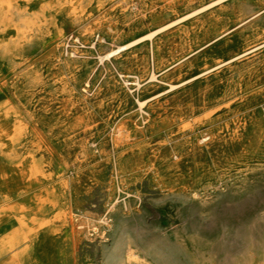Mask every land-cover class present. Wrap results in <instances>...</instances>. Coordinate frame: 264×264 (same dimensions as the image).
Returning <instances> with one entry per match:
<instances>
[{
	"label": "rangeland",
	"instance_id": "rangeland-1",
	"mask_svg": "<svg viewBox=\"0 0 264 264\" xmlns=\"http://www.w3.org/2000/svg\"><path fill=\"white\" fill-rule=\"evenodd\" d=\"M47 2L0 103L43 141L59 264H263L264 0Z\"/></svg>",
	"mask_w": 264,
	"mask_h": 264
},
{
	"label": "bare ground",
	"instance_id": "bare-ground-1",
	"mask_svg": "<svg viewBox=\"0 0 264 264\" xmlns=\"http://www.w3.org/2000/svg\"><path fill=\"white\" fill-rule=\"evenodd\" d=\"M47 1L41 0L37 4L38 10L32 12L35 6L31 3L34 0H0V99L4 96L2 63L5 60L11 61L15 51L30 42L35 27L43 28L42 17L45 10L50 8ZM57 1L62 3L63 0ZM73 1L66 0L71 4ZM84 1L76 0L80 4ZM126 49V45L119 46L100 56V60L109 59ZM28 128L29 125L10 100L0 103V264H59L58 237L54 223L60 216H50L58 202L54 189L48 186L50 175L45 161L37 157L43 150V141H28ZM254 262L255 255L247 252L234 259L233 264Z\"/></svg>",
	"mask_w": 264,
	"mask_h": 264
}]
</instances>
